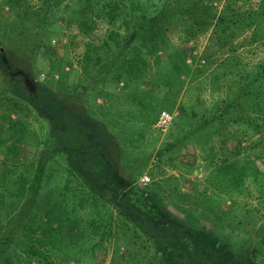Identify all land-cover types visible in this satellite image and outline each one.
Segmentation results:
<instances>
[{
	"label": "trees",
	"instance_id": "trees-1",
	"mask_svg": "<svg viewBox=\"0 0 264 264\" xmlns=\"http://www.w3.org/2000/svg\"><path fill=\"white\" fill-rule=\"evenodd\" d=\"M215 1L162 0L160 5L150 7L147 0H39L38 7L30 9L24 0H0V11L5 5L13 16L10 21L0 16V117L9 127L6 140L33 149L26 160L4 158L2 162L0 264H23L29 257L37 264H68L81 248L75 241L90 242L100 226L108 236L113 227L114 235L122 226L134 232L140 230L144 241L154 247L145 264H195L210 260V252L214 257L227 254L225 245L208 230L199 227L192 231L169 213L154 191L137 182L139 175L118 173L112 144L100 134H105L102 124L89 116L78 95L88 100L91 86L97 87L109 80V75L111 78L121 71L135 69L142 77L147 68L145 56L162 49L167 23L176 18L188 21L190 28L212 25L213 34L225 27L250 30L249 43L264 44V0L245 13L232 11L224 16L211 10ZM60 7L68 9V20L84 32L94 24L93 15L108 25L123 16L126 31L121 36L116 31L108 32L99 45L87 48L82 56L84 78L73 85L50 77L38 82L31 73L30 61L48 43L44 41L51 32L45 36V28L54 22V11ZM206 54L202 56L210 62V54ZM232 58L230 68L222 75H213L214 82L229 76L225 96L213 108L201 110L191 105L187 112L178 104L179 113L185 116L177 124L179 132L186 129L191 138L200 135L207 143L232 124L264 137V59L247 66L237 55ZM181 62L182 66L163 65V70L156 73L170 74V81L162 83L168 90L176 82L180 84L188 71L197 77L204 69V64ZM97 66L105 70L92 73ZM103 74L106 77L102 78ZM93 94L102 96V91ZM31 115L48 127L43 139L48 156L37 152L40 137L27 129L26 118ZM261 143L264 153V141ZM251 164L256 179L260 171L255 163ZM223 167L222 172L227 173L229 167ZM243 169H238V178L247 174ZM83 203L92 214L80 223L78 211ZM144 250L148 252L149 248Z\"/></svg>",
	"mask_w": 264,
	"mask_h": 264
},
{
	"label": "rangeland",
	"instance_id": "rangeland-1",
	"mask_svg": "<svg viewBox=\"0 0 264 264\" xmlns=\"http://www.w3.org/2000/svg\"><path fill=\"white\" fill-rule=\"evenodd\" d=\"M24 1L30 9L39 5V0ZM260 1L216 0L211 10L222 16L232 11L245 13L256 8ZM161 3L162 0H147L150 7ZM0 16L9 18V21L13 17L5 5ZM93 16L94 24L88 32H84L76 22L68 20V9L60 7L54 11V22L45 28V36L49 32L51 35L44 43L49 41L37 50L34 60L30 61L31 73L36 81L43 82L50 77L75 84L78 79L84 78L82 56L87 48L99 45L108 32L116 31L120 36L125 34L123 16L118 17L114 25ZM187 23L179 18L167 23L168 32L164 35L162 49L154 55L145 56L147 68L142 77L135 69L121 71L111 78L109 75V80L103 84L91 86L88 100L84 95H78L89 116L102 124L105 134H100L104 141L112 144L113 149H110L114 150L113 163L118 173L128 177L139 175L137 180L145 174L149 179L143 186L159 196L169 213L181 219L192 231L199 227L208 230L211 236L225 245L227 254L220 253L214 257L210 252V260L195 264H264V153L260 149L264 137L229 124L206 143L200 135L197 139L191 138L186 129L179 132L177 125L185 117L179 113L178 104H182L187 112L191 105L201 110L213 108L225 96L229 79L227 76L214 82L213 75H222L223 70L230 68L234 55L247 66L260 62L264 59V44L249 43L250 30L225 27L217 28L213 34L212 25L196 29V26L190 28ZM230 46L234 50L228 51ZM203 54H210V62L205 61ZM182 60H185V65L193 62L204 64V69L197 77L188 71L181 77L180 84L176 82L177 85L168 90L162 83L170 81V74L156 73H160L158 70L162 71V66L166 64L182 66ZM99 70L105 69L97 66L92 73L101 72ZM171 82L174 83L173 78ZM85 85L88 88V84ZM95 90L102 91V96H95ZM162 110L171 115L169 124L163 130L154 126ZM26 119L29 124L27 129L36 131L40 137L37 152L48 156V145L43 142L48 132L46 123L37 120L34 115ZM7 134L8 124L0 117V171L4 158L26 160L33 152L30 145L6 140ZM251 162L260 171L256 179ZM225 164L229 167L227 173L222 172ZM243 167L247 174L238 178L236 173ZM83 205L78 211L80 223L92 214L91 208L85 203ZM82 227L83 224L79 225V229ZM114 230L115 227L108 236L100 226L90 242L76 240L75 245L81 248L68 264H145L154 247L149 241H144V234L127 226H122L115 235ZM147 247L149 250L145 252ZM142 254L144 257L147 255L141 259ZM22 263L37 264L30 257Z\"/></svg>",
	"mask_w": 264,
	"mask_h": 264
},
{
	"label": "built area",
	"instance_id": "built-area-1",
	"mask_svg": "<svg viewBox=\"0 0 264 264\" xmlns=\"http://www.w3.org/2000/svg\"><path fill=\"white\" fill-rule=\"evenodd\" d=\"M189 61V60H188ZM187 61V62H188ZM171 120V115L169 112L167 111H160L155 119V122H154V126L156 128H159L161 130L165 129L167 127V125L169 124ZM148 177L145 175V174H142L137 182L140 184V185H145V183L148 181Z\"/></svg>",
	"mask_w": 264,
	"mask_h": 264
}]
</instances>
